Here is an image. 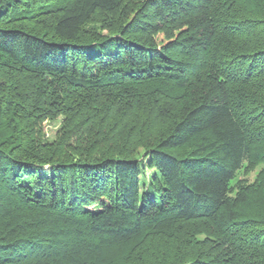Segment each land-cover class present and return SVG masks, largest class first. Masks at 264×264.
<instances>
[{"label":"trees","instance_id":"trees-1","mask_svg":"<svg viewBox=\"0 0 264 264\" xmlns=\"http://www.w3.org/2000/svg\"><path fill=\"white\" fill-rule=\"evenodd\" d=\"M256 163L264 0H0V264H264Z\"/></svg>","mask_w":264,"mask_h":264},{"label":"rangeland","instance_id":"rangeland-1","mask_svg":"<svg viewBox=\"0 0 264 264\" xmlns=\"http://www.w3.org/2000/svg\"><path fill=\"white\" fill-rule=\"evenodd\" d=\"M102 17H100L98 15V17L96 16L95 18H93L92 20L89 21V23L86 25V27L88 28V30L93 31V30H99L103 25L101 24ZM101 34L103 35V37H112L113 35H110L108 31H102ZM63 118H59L56 120H53L50 122H48L45 126L44 129V134H45V138L46 140H54L56 139V137H58L59 135H61V133L63 132ZM146 166V163H145ZM264 165L263 164H252L250 165L249 168H247L248 170L245 171V173L243 175H241V177H245L246 181L248 183H254V181H257V179H260V174L263 171ZM152 171L150 169L146 170V175L145 178L148 179L151 176ZM192 232L196 233L197 238H202L204 235L203 234H198L199 232L202 233V231L198 230V226L197 225H193L191 227ZM158 239H155L154 241H157ZM153 241V242H154ZM157 243V242H155ZM184 243V242H183ZM145 247H147V244L145 245ZM170 247V246H169ZM167 248L165 249L166 251V256L167 259L165 261V263H161V264H174L178 258V261L180 260V258H184L185 254H186V250L185 249H181L179 252H177V250ZM184 248V247H183ZM187 249V247H186ZM178 253V254H177ZM177 254V255H176Z\"/></svg>","mask_w":264,"mask_h":264}]
</instances>
